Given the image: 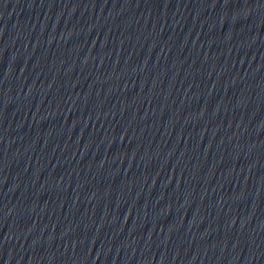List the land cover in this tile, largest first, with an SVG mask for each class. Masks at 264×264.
Segmentation results:
<instances>
[{
    "label": "water",
    "instance_id": "obj_1",
    "mask_svg": "<svg viewBox=\"0 0 264 264\" xmlns=\"http://www.w3.org/2000/svg\"><path fill=\"white\" fill-rule=\"evenodd\" d=\"M0 264H264V0H0Z\"/></svg>",
    "mask_w": 264,
    "mask_h": 264
}]
</instances>
